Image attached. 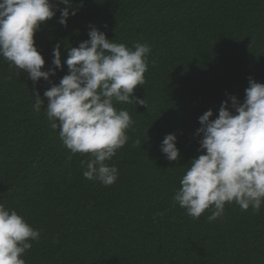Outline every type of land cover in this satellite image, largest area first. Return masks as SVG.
<instances>
[{
    "label": "trees",
    "instance_id": "obj_1",
    "mask_svg": "<svg viewBox=\"0 0 264 264\" xmlns=\"http://www.w3.org/2000/svg\"><path fill=\"white\" fill-rule=\"evenodd\" d=\"M72 6L67 27L57 11L34 37L42 70L54 67L56 44L63 62L68 46L88 40L90 25L128 48L147 44L146 83L134 90L147 107L116 105L135 124L109 162L118 179L104 186L84 178L80 161L89 157L73 156L45 109H33L36 92L46 108L44 92L68 74L67 65L34 83L0 57V203L41 232L26 264H264V205L259 213L226 205L209 222L210 212L193 219L172 202L190 161L202 154L199 117L212 110L215 119L231 96L242 103L250 78L264 84V0H72ZM168 134L177 136V162L160 150Z\"/></svg>",
    "mask_w": 264,
    "mask_h": 264
},
{
    "label": "clouds",
    "instance_id": "obj_2",
    "mask_svg": "<svg viewBox=\"0 0 264 264\" xmlns=\"http://www.w3.org/2000/svg\"><path fill=\"white\" fill-rule=\"evenodd\" d=\"M57 11L64 27L76 15L72 0H0V57L34 83L50 81L67 65L68 74L44 92L46 108L36 92L33 109L37 113L45 109L51 128L59 129L63 146L73 156L89 157L80 161L84 178L111 186L118 179V168L109 162L127 144V133L135 124L129 112L116 105L147 107L146 98L136 97L134 90L146 83L151 48L139 43L128 48L90 25L89 39L68 46L63 62L56 44L54 67L44 71L45 59L34 37ZM230 100V106L222 102L215 119L212 110L199 117L201 127L195 135L202 136L198 149L202 154L190 161L172 198L173 205L193 219L207 211L211 213L207 220L215 221L231 204L254 213L264 205V84L250 78L243 102L236 96ZM135 145L141 146L140 140ZM176 145L177 136L168 134L160 146L170 162L181 158ZM40 235L23 216L0 203V264H26L23 257Z\"/></svg>",
    "mask_w": 264,
    "mask_h": 264
}]
</instances>
